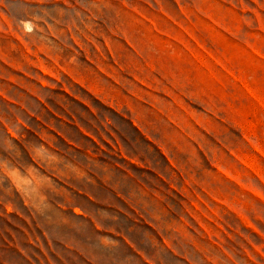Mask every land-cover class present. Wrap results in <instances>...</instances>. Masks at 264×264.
<instances>
[{
    "label": "rangeland",
    "instance_id": "1",
    "mask_svg": "<svg viewBox=\"0 0 264 264\" xmlns=\"http://www.w3.org/2000/svg\"><path fill=\"white\" fill-rule=\"evenodd\" d=\"M0 264H264V0H0Z\"/></svg>",
    "mask_w": 264,
    "mask_h": 264
},
{
    "label": "crops",
    "instance_id": "2",
    "mask_svg": "<svg viewBox=\"0 0 264 264\" xmlns=\"http://www.w3.org/2000/svg\"><path fill=\"white\" fill-rule=\"evenodd\" d=\"M86 196H90L89 194H86ZM124 241V240H123ZM125 243V242H124Z\"/></svg>",
    "mask_w": 264,
    "mask_h": 264
}]
</instances>
